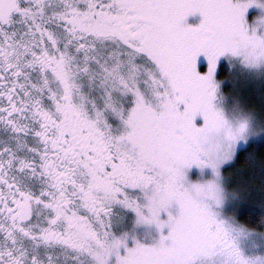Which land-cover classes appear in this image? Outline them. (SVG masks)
<instances>
[{"label":"snow or ice","instance_id":"6c2138e0","mask_svg":"<svg viewBox=\"0 0 264 264\" xmlns=\"http://www.w3.org/2000/svg\"><path fill=\"white\" fill-rule=\"evenodd\" d=\"M0 264H264V0H0Z\"/></svg>","mask_w":264,"mask_h":264}]
</instances>
